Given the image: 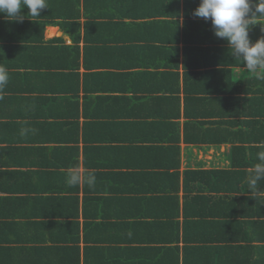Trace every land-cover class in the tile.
<instances>
[{
    "label": "crops",
    "instance_id": "0c3cea01",
    "mask_svg": "<svg viewBox=\"0 0 264 264\" xmlns=\"http://www.w3.org/2000/svg\"><path fill=\"white\" fill-rule=\"evenodd\" d=\"M70 3H72L70 0H47L48 8L41 11L40 17L27 16L29 10L27 7L23 8L24 19L31 22L29 25L22 23L21 27L30 32L31 39L32 37L41 38L45 43L53 42V45L58 46L55 39L60 37L65 45H71L72 37L63 31L61 24L73 23L77 20L84 24L89 12L82 3L80 17L68 16L72 6ZM54 4L57 6L55 17L45 16L54 8ZM197 7L196 3L191 5L192 15ZM151 12V8L143 10L142 13L146 15L136 20L135 29L129 27L135 22L134 20L131 18L122 20L125 26L121 27L122 30L119 27L118 33L125 34L122 38L128 39L125 41H111L112 34L104 31L105 23H98L101 26L98 29H102L97 32L98 38L100 39L103 33L104 36L106 35V40L98 42L91 50V56L88 53L87 61L84 62V57H80V65L76 68L78 76L74 77L77 90L73 93L63 91L49 93L43 90L45 88L43 83H50L47 81L55 83L52 76L56 74L44 68V64L49 63L43 59L40 63L26 59L28 67L15 70L18 77L11 78V83H19V85L25 83V88L28 84L29 90L22 92L23 98L14 102V106L9 105L6 111H0L3 113L0 120V257L3 262L7 264H219L218 259H221L224 264H261L259 262L264 255V239H258L254 235L253 225L250 230H245V227L250 226L249 222H264L263 213H248L252 211L250 207L247 208V197L264 195L263 191L247 190V180L255 166L247 165L244 159L243 165L238 167L244 171V174H241L244 190L241 188L240 192L228 191L222 188L230 184L226 181L227 174L223 171L231 168L234 170L232 143L182 141L186 120L185 111L192 113L186 108L182 55H178L177 83H170L167 48L157 47L159 44L162 45L161 39H168L169 35H174L175 32L168 31L166 24L164 28L157 27L155 25L157 22L154 21L156 18L150 15ZM63 13H66L64 18H62ZM163 18L160 15L156 20L167 21V17L164 20ZM104 19L97 18L98 22H103ZM184 20L185 15L181 12L178 17L180 37L184 33ZM80 34L79 44L82 56V47L85 45L82 39L83 29ZM171 37L174 38V36ZM209 44L212 45L210 42ZM48 61H51L49 57ZM94 61L96 64L93 63ZM56 62L58 63L57 60ZM10 70L14 71V69ZM254 74L257 73L248 71L242 66L233 68V77L236 79H244ZM71 81L75 83L73 79ZM207 84L208 86L204 87L205 93L193 96L197 97L200 101H196L201 103L196 102L192 107L194 111L197 110L196 113L200 114L197 118L200 124L193 123L196 127L194 133L205 136L208 133L207 130L211 129L213 133L212 136L207 137L209 140L223 136L222 128L225 129V125L221 121L224 120L225 124L227 116H220L218 113H225L227 107L221 110L218 106L232 102L230 99L227 100L230 97L227 87L221 90L213 85L214 83ZM10 86L8 88H11ZM48 87L53 88V85L48 84ZM246 87L245 83L244 88ZM175 94L179 97V108L178 102L173 98ZM60 95L71 99L68 108L79 104L81 113L77 116V120L82 127L81 133L86 136L84 140L81 138L79 141L72 140L70 131L61 128L58 132L57 129L46 125V122L52 118L55 119L60 108L68 103L65 99L60 101ZM242 95L247 99L252 97L249 91L241 93ZM50 96L56 98L59 96L57 108L56 98L51 100L55 103L41 100ZM203 97H207L208 100L202 101ZM210 98L214 100V103ZM256 104L257 102L252 105ZM64 109L70 111L66 107ZM252 111L255 110L245 107L244 119H251L247 115ZM62 119L61 116L58 118V120ZM189 119L192 118L189 116ZM170 121H177L180 129L178 135L168 134ZM216 121L220 126L216 124ZM24 129H28L26 134H22ZM256 135L260 138L261 135L264 136V132L260 131ZM61 136L64 142L59 140ZM173 137H180L182 142L169 140ZM161 139H166L167 143L162 142L163 140L161 143ZM72 141L77 142L74 144L79 147L76 157L79 164L74 165L75 158L72 164L70 160L63 166L57 161L56 149L63 143V150L67 151L65 147L71 146ZM169 142L178 144L181 148V177L177 183L181 201L186 192L184 189L186 183L182 180V173L186 168L219 171L204 180L203 186L206 184L209 189L205 186L206 190L200 191L199 195L209 201L210 207L207 205L208 210L198 215L199 221H202L204 226L211 222L214 226H218L219 236H221L218 241L197 242L195 240L194 243H188L183 241L182 237L179 238L180 240L165 238L162 227L156 224L153 216L150 215L157 214L152 206L157 208L158 203L162 204V201L159 202V199H156V197H162L159 190L158 194L154 192L157 196L147 198L144 205H139L137 200L133 199L137 195L142 197L139 191L111 196L110 192L104 191V187L101 190L95 188L100 183L101 176H95L97 184L95 183L93 187H90L83 179L88 172L110 168L111 173L114 175L117 173L116 176L119 178L127 177L138 184L141 181L142 186H148L149 190L146 194L153 195L152 188L150 189L149 186L153 187L155 183L150 181L147 185L146 182L149 181L144 180V176L147 169H152L157 162L163 165L164 161L160 158L161 161L149 160V155L144 156V154L152 147L161 146L163 143L167 145ZM262 150L264 149H259V151ZM252 153L254 150L250 149L244 152L248 161ZM65 161L66 158L63 162ZM57 164L62 167L61 171H64L66 175L69 170L75 168L81 174L82 180L78 185L80 191L77 192L80 198L78 210H76L77 216L73 215L69 204V202L72 203V197L76 194L74 190L71 191L74 186L65 185V190L69 192L61 190L63 194L70 196V201L67 203L68 207L56 209L53 215H47L46 212L39 215V212H44L40 210L42 208H34L26 199L27 195L33 198L38 197L37 194L42 189L46 191V188L61 186L62 181L59 182L56 177L53 178L51 176L53 174H47L49 170H54L55 168L52 167H57ZM166 164L164 165L167 167ZM127 172L134 173L136 176L130 173L128 175ZM66 178L65 176V180ZM42 179L45 181L42 182ZM196 181L193 179L190 182V188L195 189L202 184L201 180ZM42 193L46 194V192ZM111 197L115 198L113 204L110 203ZM120 198L123 199L122 202L118 201ZM243 198L244 216L239 212L241 209H234V204L238 205ZM85 214L88 219L94 217L92 219H95L96 227H85ZM136 214H144V217H138ZM184 218V215L179 214L178 220L181 222L182 230L190 224L185 225ZM75 220L80 226L78 241L70 238L68 234H71V231L67 229L68 223ZM6 223L11 225L8 226ZM61 227L66 230H61ZM64 232L68 234H63ZM85 236L89 240H85ZM204 236L206 237V234ZM178 245L180 248L176 247ZM86 247H93L89 254Z\"/></svg>",
    "mask_w": 264,
    "mask_h": 264
},
{
    "label": "trees",
    "instance_id": "16d2710c",
    "mask_svg": "<svg viewBox=\"0 0 264 264\" xmlns=\"http://www.w3.org/2000/svg\"><path fill=\"white\" fill-rule=\"evenodd\" d=\"M70 1L72 2L70 3L72 6L69 9L70 14H67L68 16H73L76 18H78V16L80 17V6L82 3L85 5L86 11L89 12V14H87L86 16L84 24L80 23V20H77L73 23L67 22L61 24L64 28L63 31H66L72 37L71 45H65L60 37L55 39V41L58 43V46L57 44L53 45V42L45 43V41L41 38L38 39L36 37H32L31 39V35L29 34L30 32H27L28 30L21 27L22 23L29 25V22L31 21L23 19L22 21L12 22V20H7L4 14H0V66L5 67L9 74V81L7 85L3 88L2 91H0V111H6V108L9 105L14 106V102H16L17 100L19 101L20 98H23L22 92L29 90L27 86L28 84L25 88V83H20V85L19 83H11V78L15 79L16 77H18V73L15 70L28 67L27 62H25L26 59L29 61H35V63H40V61L43 59L44 61H47L49 63L47 65L44 64V68L49 72L56 73L52 76V79L55 81V83L52 84L51 81H47L50 83H43V86L45 87L43 88L44 91H49V93H57L60 91H63L65 93H73V91L77 90V82L74 77L78 76L76 74V68H78V66L80 65V57H84V62L87 61L88 53L91 56V50L95 48L98 42H104L106 40V35L104 36L103 33L101 34L100 39L98 38L97 32L99 30H102L101 28L98 29L99 27H101L98 23H105L104 31L106 33L110 32V35L112 34L110 39L111 41H125L128 40L122 39L125 37V34L122 32L119 35L118 33L119 27L122 30L121 27L125 26V23L122 20L126 18H131V20H134L135 22L131 23V26L129 27L135 29L137 25L136 20H140L142 15H146V13H142L143 10L151 8L152 12L150 13V15L154 18L157 19V16L161 15L162 17H164V20L167 17V21H160V19H155L154 21L157 22V24H155V22L154 24L157 27L161 28H164V24H166L168 31L175 32L174 35H169L170 37L168 39H161L163 43L161 46L159 44V46L157 47L167 48V61L170 66V83H177L176 79L178 73L176 71V68L179 65L178 55H182L181 64L182 66L184 65L183 75L186 108L187 111L190 110L192 112L187 113L185 111L186 120L184 123V136L182 141L186 143H222L226 141L231 142L234 170L231 168L227 171H223L227 174L226 181H229L230 184L222 188H226L228 191L231 190V192H240L241 188L242 190H244V184L241 183V174H244V171H241L240 169H238V167L240 165H243L244 159L246 160L247 165L255 166L258 162L257 153L259 149H264V136L261 135L259 138L256 135L260 131L264 132V79L259 78L260 76H264V70H260L259 73L251 75L249 77H245L244 79H236L233 77V68L240 66L244 67L243 61L238 57H234L231 55V49H229L227 41L217 38L214 35L211 21L194 18L195 16L192 15L191 5L195 3L196 5H199L200 0ZM56 7L57 6H55L54 4V8L51 9L48 14H45V16L55 17ZM24 9H26V7ZM181 12L184 13L185 20L183 25L184 33L183 36L180 37V25L178 17L180 16ZM65 15L66 13H63L62 18H64ZM136 16L137 18H135ZM98 17L105 19L103 20V22H98ZM258 22L260 23L251 26L249 32L250 39L253 43L257 39L264 36V31H262V29H264V18H259ZM82 29L84 31V37L82 35V39L84 40L85 45L82 47L83 55L81 56V46L79 42L81 40L80 31ZM171 36H174V38H172ZM209 42L212 43V45L209 44ZM48 57L51 59V61H48ZM56 60L58 61V63L56 62ZM93 63L96 64V61H94ZM53 67L58 69H47ZM10 69H14V71H11ZM72 79L75 83H72ZM207 83H214L213 85L221 90H224L226 89L225 87H227V93L230 95L227 100L230 99L232 102L231 104L223 103L218 106L221 110L227 107L225 113H218L220 116H227V119L225 120V124L224 120L221 121V123L225 125V129L222 128V131H224V133H222L223 136L214 138L216 140L207 139V137L213 133L211 129L207 130L208 133H206L205 136L194 133L196 127H194L193 123L196 125L200 124L199 119H197L200 114L198 112L196 113L197 110L194 111L192 107L197 102L196 100H199L197 99V97L193 96L199 93H205L204 87L206 85L208 86ZM245 83L247 85V89L244 88ZM48 84L53 85V88L48 87ZM9 85H11V88H8ZM248 91L252 93V97L247 99L244 98L243 95L241 96V93ZM259 94L262 96L261 98L259 97ZM36 98L41 99V97ZM55 98L56 97L50 96L45 99L42 98L41 100L52 103L53 101L51 100H54ZM57 98L56 103L53 102L55 103L56 108ZM173 98L178 102L179 108V97L175 94ZM259 98L262 99L261 104ZM32 99L35 98L32 97ZM63 99H65L68 103L62 106L59 112L56 114V118L48 120L46 122V125L57 129L58 132H60L61 128L68 130V132L70 131L72 140L79 141L80 138L84 140L86 136L81 133L80 129L82 127L77 120V116H79L81 113V111L79 110V104H76L72 108H68L71 99L64 95H60V101ZM203 99L204 101L208 100L207 97H203L202 101ZM251 100L254 101L252 102ZM211 102L214 103V100L212 99ZM255 102H257V104L252 105ZM191 103L192 105H190ZM65 107L66 109H70V111H65ZM245 107L255 110L252 111L251 114L247 115L251 119H244ZM2 116L3 113L0 112V120L2 119ZM60 116L61 118L63 117L62 120H58ZM189 116L192 119H189ZM55 120L56 122H54ZM216 124L220 126L218 124V121H216ZM178 133H180V129L177 121H170V124L168 125V134L178 135ZM59 140L61 142H64L63 136H61ZM165 140L166 139H161L160 142L162 141L164 143H167ZM169 140H174L177 143L182 142L180 141V137L169 138ZM72 143L73 144L71 146L66 145L65 148L67 151L63 150V143L62 146H59L56 149L57 161L61 162L63 166L67 165L70 160V164H72V161L78 156L77 150H79V147L77 144H74L77 142L72 141ZM164 143L162 145L160 144L161 146L150 148L145 154L143 153L144 156L149 155V160L163 159L164 161V163L162 162L163 165H161L159 162L155 163V166L153 165L152 169H147L144 176V180L147 179L149 181L146 182L147 185L150 184V181L155 183L153 187L149 186L150 189L152 188L153 195L146 194V191L149 190L148 186H142L141 181L140 184H138L136 183V181L130 180L127 177L119 178L116 176L117 173L115 175L111 173L110 168L97 169V171L93 172L95 176H101L100 183H98L95 188L97 190H101V188L104 187V191L110 192L111 196H116V194L120 193L132 194L139 191L141 192L140 194L142 195V197H137V195L135 198H133L137 200L139 205H144L145 199L157 196L156 194H158L159 190L162 193L160 195L162 197H156V199H159V202L162 201V204L158 203L157 208H154L152 206V208L154 209L153 211L157 214L150 215L153 216L154 222L162 227L165 238L168 237L169 240H180L179 238L182 237V240L188 243H194L195 240H197V242L201 240H204V242L218 241L221 237L219 236L220 232L218 230V226H214L213 222L209 223L207 226H204L202 221H199L198 215L206 212L209 206V201L207 199L205 200L202 195H199L200 191L209 189L206 184L203 186L204 180H206L211 174L218 173L219 171L186 168L182 173V180H184V182L186 183V186L184 187V189L186 190V195L184 194L185 197L181 201L178 194L179 188L177 187L178 180L181 177V148L178 144L169 142V144L166 145ZM248 149H250L251 151L254 150V153L249 156V161L244 155V152H246V150ZM65 158L66 161L63 162ZM165 163H167V167L164 165ZM78 164L79 160L76 158L74 165L77 166ZM59 166L60 165L57 164V167H52L55 169L51 171L49 170L47 174H53L51 175L53 178L56 177L57 181H62L63 183L60 187L51 189L46 188V191H43L44 189H42V191L37 194L38 197L36 198L30 197L28 195L26 196L27 201L32 204L31 206L36 209L42 208L40 210L44 212H39V215L44 214L45 212L47 215H53L56 209L59 210V208L68 207L67 203L68 201H70V196H67L66 194H63L61 192V190H63L64 192H69V190H65V185L69 186L67 183V178L65 180V176L67 177V175L66 173H64V171H61L63 169ZM74 170H77V168H75ZM129 173L130 172H127L128 175ZM139 173L144 174L141 172ZM130 175L135 174L130 173ZM140 177L143 178V176ZM193 179L195 181L197 180L198 182L201 180L202 182L200 183L202 184H200V186L195 189L190 188V182L193 181ZM97 180L99 181V177H97ZM136 180L138 181V178ZM41 181L44 182L45 180L42 179ZM78 185L74 186V189H71V191L74 190L76 194L72 197L73 201L71 198L72 203L69 202L70 209L71 211L73 210L74 216H77L78 214L76 210H78L80 201V198L77 194V192L80 191ZM155 191L156 194L154 193ZM262 191L264 192V180H262V182H259L257 189V192ZM42 192H46V194H43ZM129 200H131V198ZM114 201L115 198L111 197L110 203L113 204ZM118 201L122 202L123 199L120 198ZM241 201L242 202H239L238 205L234 204V209H241L239 212L244 216V198ZM246 201L248 204L247 208L250 207V211H252H248V213L255 212L264 214V195L250 196L246 198ZM179 214L185 216L183 221L185 225L187 223H190L189 226H185L183 230L181 229V222L180 220H178ZM136 215L138 217H144V214ZM85 218L86 219H84V225L86 228L96 227V223L94 221L95 219H92L94 217L88 219L87 215L85 214ZM6 224L9 226L10 223ZM68 224L69 227L67 229L71 231V234H68L66 232H64L63 234H68L70 235V238L72 237L73 240L78 241V230H80L79 222L75 220L73 222H69ZM249 224L250 226L245 227V230H250L254 226V235H256L258 239L263 240L264 222L254 221L249 222ZM61 230L65 231L66 229L61 227ZM205 234L206 237L204 236ZM244 238H247V236H244ZM85 240H89V238L85 236ZM176 247L180 248L179 245ZM86 249L89 254V251H91L93 247H86ZM218 263L224 264L223 260L221 259H218ZM259 263L264 264V255L260 259ZM0 264L7 263L3 262V259L0 257Z\"/></svg>",
    "mask_w": 264,
    "mask_h": 264
},
{
    "label": "clouds",
    "instance_id": "9594fccd",
    "mask_svg": "<svg viewBox=\"0 0 264 264\" xmlns=\"http://www.w3.org/2000/svg\"><path fill=\"white\" fill-rule=\"evenodd\" d=\"M25 7L29 10L27 16L40 17L41 11L48 8L47 0H0V14L9 20L22 21L25 15L22 9ZM193 16L211 20L214 35L227 41L231 55L243 61L244 69L251 72L264 70V36L254 43L249 36L251 26L260 23L259 18H264V0H200ZM259 78L264 79V76ZM8 81L7 69L0 66V91ZM27 131L24 129L22 134ZM257 160L247 180L248 191H257L259 182L264 180V150L257 153ZM83 179L90 187L96 183L93 172H88ZM81 180L78 170L68 171L69 186H76Z\"/></svg>",
    "mask_w": 264,
    "mask_h": 264
},
{
    "label": "rangeland",
    "instance_id": "374dc122",
    "mask_svg": "<svg viewBox=\"0 0 264 264\" xmlns=\"http://www.w3.org/2000/svg\"><path fill=\"white\" fill-rule=\"evenodd\" d=\"M260 72V71H259ZM259 72H254V73H259Z\"/></svg>",
    "mask_w": 264,
    "mask_h": 264
}]
</instances>
